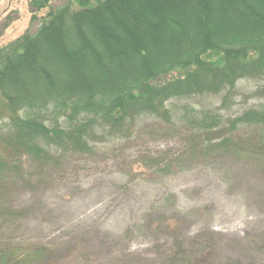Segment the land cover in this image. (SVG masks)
<instances>
[{"label": "trees", "instance_id": "1", "mask_svg": "<svg viewBox=\"0 0 264 264\" xmlns=\"http://www.w3.org/2000/svg\"><path fill=\"white\" fill-rule=\"evenodd\" d=\"M50 1L28 0L36 28L0 46V264L49 251L3 232L24 216L16 200L34 177L97 139L130 137L137 121H156L142 134L186 135L202 156L264 153V0ZM239 80L256 83L258 102L224 114Z\"/></svg>", "mask_w": 264, "mask_h": 264}, {"label": "rangeland", "instance_id": "2", "mask_svg": "<svg viewBox=\"0 0 264 264\" xmlns=\"http://www.w3.org/2000/svg\"><path fill=\"white\" fill-rule=\"evenodd\" d=\"M27 3L0 0V46L36 28ZM255 85L239 80L222 112L257 103ZM153 123L97 139L93 153L56 157L19 194L24 216L3 232L24 250L47 246L38 264H264V153L234 136L241 149L202 156L184 134H142Z\"/></svg>", "mask_w": 264, "mask_h": 264}]
</instances>
